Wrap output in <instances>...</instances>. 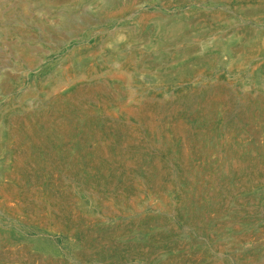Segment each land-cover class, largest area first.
I'll list each match as a JSON object with an SVG mask.
<instances>
[{
    "label": "rangeland",
    "instance_id": "1",
    "mask_svg": "<svg viewBox=\"0 0 264 264\" xmlns=\"http://www.w3.org/2000/svg\"><path fill=\"white\" fill-rule=\"evenodd\" d=\"M0 264H264V0H0Z\"/></svg>",
    "mask_w": 264,
    "mask_h": 264
}]
</instances>
